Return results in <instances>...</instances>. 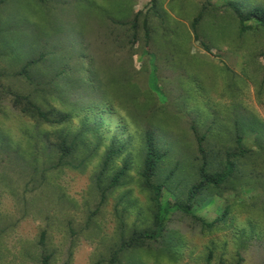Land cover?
<instances>
[{"label":"rangeland","instance_id":"obj_1","mask_svg":"<svg viewBox=\"0 0 264 264\" xmlns=\"http://www.w3.org/2000/svg\"><path fill=\"white\" fill-rule=\"evenodd\" d=\"M232 1L264 6V0H157L153 11L152 0H4L0 264H43V255L51 256L49 264H109L123 238L153 231L158 198L172 206L164 231L120 253L119 264H207L209 251L212 264H264V33L251 23L253 30L240 35L227 7ZM201 12L196 40L192 22ZM41 55L44 61L29 70L32 81L19 75ZM10 93L71 118L39 121L13 107ZM193 125L207 135L212 171L236 149L237 131L248 151L236 159L232 179L196 201L195 215L207 223L228 208L212 229L173 207L201 165ZM147 130L169 152L150 189L141 176ZM62 137L77 143L66 166L58 165ZM112 143L125 149L98 182ZM125 160L123 186L99 205ZM175 167L164 187V173Z\"/></svg>","mask_w":264,"mask_h":264},{"label":"trees","instance_id":"obj_2","mask_svg":"<svg viewBox=\"0 0 264 264\" xmlns=\"http://www.w3.org/2000/svg\"><path fill=\"white\" fill-rule=\"evenodd\" d=\"M4 3V0H0V6ZM151 6L153 11L156 10L157 7V0H152ZM227 7L233 12V14L236 16L238 22H239V33L240 35H243L252 29V24H257L258 29L263 31L264 33V6H255L250 9H246L239 5L236 2H229L227 4ZM142 15V12H138L135 16L134 22L132 24L133 29H136L138 26V21L140 16ZM204 19V14L201 12L197 15V17L194 18L192 22V29L194 32L195 39H198V33H197V27L202 23ZM143 27L146 34V40H150V29L148 26V20L145 18L143 22ZM204 49L209 52V48L206 44H203ZM42 61H44V56L41 55L38 59H32L29 61L21 70L19 75L24 76L28 81H32L29 70L31 67L39 65ZM2 74L0 72V90L2 89V83H1ZM155 79V78H154ZM153 89L156 92H160L159 88L153 84ZM12 97V103L13 107L20 110L21 113L34 117L38 119L39 121H42L44 123L48 124H63L70 120V115L56 112L55 110H45L43 107L36 104L34 101L30 99L28 96L23 95H17L10 93L9 94ZM87 130L86 128H84ZM81 130L79 134L83 133L85 134V130ZM191 131L195 137L196 145H197V152L201 160V165L198 169L196 180L193 182H190L189 185H184L185 192L183 194L184 200L177 201L173 207L181 214H185L188 216H191L192 218L199 220L201 224L204 227H207L209 229H212L216 227L218 222L224 221V219L228 215V208L225 210L223 216L218 220L211 223H207L204 220L198 218L195 215L194 209L196 206V201L199 200L203 195L206 194L207 191L211 189H219L221 188L225 183L228 182V180L232 179L234 177V174L237 170L236 167V159L243 158L245 155H247L248 151L244 149L243 147V136L237 131L236 134V149L233 151L226 152L225 156V164H223L222 167L217 171L211 170V153L209 151V148L206 145V134L200 135L197 128L193 125L191 127ZM56 149L59 152V166H66L70 164V160L72 156L75 154V151L77 149V143L72 142L68 144L66 138H59L58 144L56 145ZM125 144L121 146L115 145V143L108 148L104 161L102 163V168L98 176V182L101 181L104 174L109 170L111 164L114 162L116 158L120 156V154L124 151ZM144 159L142 162V171L141 176L144 181V184L148 189L152 188L157 181L162 177H158V173L161 172L163 165L166 164V159L168 157V151L163 150L159 143L157 142L155 134L147 130L144 135ZM122 167L118 169L112 178L110 179V182L108 186H106L103 190H101V200L99 205H103L106 201L107 195L109 191L114 190L116 188H119L123 186V179L127 176L129 170H130V164L128 160L124 161ZM159 170V171H158ZM177 173V167L173 168L172 170H168L165 176V179L163 180L162 184L164 187L168 185L170 181L173 182V179L176 177ZM185 182V181H183ZM180 183V182H179ZM157 199V198H156ZM157 205V212L154 216L153 221V231H144L142 233L134 232L131 237L123 238L119 248L114 252L110 260L108 261L109 264H119V254L134 250L137 248H141L144 246L145 243L149 241H155L157 235H161V233L165 229V223L166 218L165 215L170 214V208H172L171 204H167L166 206H162V203L160 202V199L158 198L156 200ZM98 214V209L92 212L89 215L88 221L90 222L95 216ZM45 240H46V232L41 233L40 237V246H45ZM213 252L209 251L208 257H207V264H212L213 260ZM51 256L43 255L42 257V263L43 264H49L50 263ZM102 262H99L98 264H101ZM240 264V263H238Z\"/></svg>","mask_w":264,"mask_h":264}]
</instances>
